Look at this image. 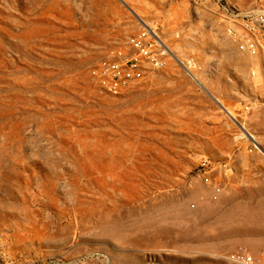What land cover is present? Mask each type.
I'll use <instances>...</instances> for the list:
<instances>
[{"label": "rangeland", "instance_id": "rangeland-1", "mask_svg": "<svg viewBox=\"0 0 264 264\" xmlns=\"http://www.w3.org/2000/svg\"><path fill=\"white\" fill-rule=\"evenodd\" d=\"M144 23L166 68L102 90L92 70ZM253 68L191 0H0L3 261L239 264L243 250L264 264Z\"/></svg>", "mask_w": 264, "mask_h": 264}, {"label": "built area", "instance_id": "built-area-1", "mask_svg": "<svg viewBox=\"0 0 264 264\" xmlns=\"http://www.w3.org/2000/svg\"><path fill=\"white\" fill-rule=\"evenodd\" d=\"M196 6H202L206 13L223 30L237 50L253 60L252 78L261 76L264 89V0H250L241 4L235 0H191ZM159 30L146 23L141 30L128 37L125 44L113 48L103 56L92 70L97 86L114 96H121L140 84L154 70L166 68L171 51ZM264 112V90L243 112ZM256 148L262 150L259 143ZM206 166V164H204ZM204 182L213 189L217 198L223 188L218 180L209 176ZM230 259L239 264H252L253 257L246 251H238ZM0 264H8L0 257Z\"/></svg>", "mask_w": 264, "mask_h": 264}, {"label": "bare ground", "instance_id": "bare-ground-1", "mask_svg": "<svg viewBox=\"0 0 264 264\" xmlns=\"http://www.w3.org/2000/svg\"><path fill=\"white\" fill-rule=\"evenodd\" d=\"M229 114H231L230 112H228ZM233 118H235V117H233Z\"/></svg>", "mask_w": 264, "mask_h": 264}]
</instances>
